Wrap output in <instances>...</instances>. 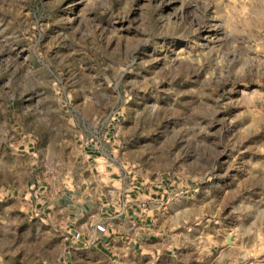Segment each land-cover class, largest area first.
<instances>
[{"label":"rangeland","instance_id":"1","mask_svg":"<svg viewBox=\"0 0 264 264\" xmlns=\"http://www.w3.org/2000/svg\"><path fill=\"white\" fill-rule=\"evenodd\" d=\"M86 154L172 261L264 264V0H0V264H115L54 208Z\"/></svg>","mask_w":264,"mask_h":264},{"label":"crops","instance_id":"2","mask_svg":"<svg viewBox=\"0 0 264 264\" xmlns=\"http://www.w3.org/2000/svg\"><path fill=\"white\" fill-rule=\"evenodd\" d=\"M107 157L106 162L93 154H86L90 162L83 166L91 176L89 188L81 192H65L54 202V208L61 212L63 228L69 234L67 238L77 249L108 252L115 264H178L177 260L172 261L177 259L175 252H166L165 238L154 230L157 224L156 199L141 191L133 192L132 188L125 190L116 181L114 158L108 154ZM110 210L117 212L109 214ZM198 240L193 236L192 246L196 248L191 256H186V263L212 264L210 248L206 244L200 245Z\"/></svg>","mask_w":264,"mask_h":264}]
</instances>
